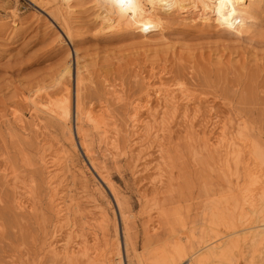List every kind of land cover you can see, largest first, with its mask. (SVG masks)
I'll list each match as a JSON object with an SVG mask.
<instances>
[{"label": "rangeland", "instance_id": "rangeland-1", "mask_svg": "<svg viewBox=\"0 0 264 264\" xmlns=\"http://www.w3.org/2000/svg\"><path fill=\"white\" fill-rule=\"evenodd\" d=\"M97 2L71 0L67 10L60 0H0V264H105L118 252L124 264H150L176 257L177 247L176 263L188 257L191 264H264V242L249 247L227 236L243 226L247 181H264V2L248 12L232 5L215 29L202 21L216 17L213 9L156 8L160 27L146 31L108 27ZM70 60L67 79L61 74ZM76 69L84 110L101 113L109 125L82 119L84 148L40 105L58 98L67 80L74 101ZM165 87L177 103H165ZM115 127L119 149L105 138ZM220 127L228 146L232 138L229 148L216 142ZM102 217L106 222L95 227ZM67 234H87L89 258L77 252L62 259ZM73 237L69 251L77 250ZM222 238L231 242L223 254L203 249L205 240ZM93 248L102 249V259L92 261Z\"/></svg>", "mask_w": 264, "mask_h": 264}, {"label": "bare ground", "instance_id": "bare-ground-1", "mask_svg": "<svg viewBox=\"0 0 264 264\" xmlns=\"http://www.w3.org/2000/svg\"><path fill=\"white\" fill-rule=\"evenodd\" d=\"M55 1V0H54ZM98 2V7H99V10L101 11V14H102V12H105V14H103V16L105 15V17H103L102 19H104V20H106V21H108V27H118V26H120V25H123V26H125L126 28H129V29H131V30H139V31H146V30H149V29H152V28H158V27H160V21H161V19H162V16H160L159 14H157V12L155 11L156 10V8H160L161 10H164V12H166L167 10H169V9H171V8H174V7H176V8H178V9H183V8H185V7H192V8H201V9H203V10H206V9H213L214 10V12H215V18L214 19H212L211 20V18H209V17H205V18H203L202 19V21H203V24L205 25V26H207V27H214V29L215 28H219V27H221L222 25H224L225 23H226V19H225V14L228 12V10H230L231 9V6L232 5H236L237 7H238V9L239 10H241V11H244V12H248V11H255L257 8H258V6H259V4L260 3H263L264 2V0H97ZM60 4L63 6V8H66L67 10H68V8H71V0H60ZM95 2H96V0H95ZM59 3V2H58ZM96 3V4H97ZM97 7V8H98ZM72 9V8H71ZM107 15V16H106ZM102 17V16H101ZM213 21L215 22V24L214 25H212L211 23H213ZM108 27H107V29H108ZM120 28V27H119ZM146 37V36H145ZM147 38V37H146ZM69 63H71V60L70 61H67V64L64 66V68L62 69V74H61V77H63L64 75H67V79H68V77H70V73H71V66H70V64ZM77 70V69H76ZM81 82H82V79H81V77L79 76V73H78V70H77V72H76V79H75V88H74V101H73V95H72V93H73V89H71V83H69V80H67V85H65L64 86V88H63V91H61L62 93L60 94V96L58 97V98H56V99H54L53 101H51L52 99H51V97L49 98L50 100H47L46 99V102L45 103H42V104H40L41 105V109H44L45 110V112L47 113V114H49V113H52L53 114V118L55 117V119L56 120H58V121H60L63 125H64V127L67 129V131H68V133L70 134V135H73V133H72V130H74L73 132H74V135H73V137L74 138H78V139H80L79 140V142L78 143H80V147H83L84 148V146H83V134H82V131H81V121H82V119H84V118H86V119H88V120H90V121H95L96 122V124H98V125H101L103 122L100 120V118L102 117V115H101V113L100 114H96V115H94L93 114V112H91L90 110H84V107H83V104H82V96H81V87H80V84H81ZM161 86H162V84H161ZM175 86V85H174ZM164 87V86H163ZM180 87V86H179ZM179 87H178V90H179ZM169 89L168 87H165V89ZM176 88V87H175ZM161 89V87L159 86V90ZM166 89V92L168 91ZM170 89H172V88H170ZM177 89V88H176ZM180 93H186V92H184V91H186L185 89H184V87H180ZM178 90H176V92L178 91ZM161 91H164V89L163 90H161ZM173 91V90H172ZM169 92V91H168ZM165 93V92H164ZM173 93H174V91H173ZM171 94V91L169 92V93H167L166 95H165V98H167V100H165V103L166 104H170V103H172V104H175V103H177L176 102V98H177V96H174L175 94ZM157 95V94H156ZM159 95V94H158ZM48 96V95H47ZM181 96H182V94H181ZM185 96V95H184ZM184 96H182V98L184 97ZM188 96V95H187ZM187 96H185V97H187ZM161 97H164V96H161ZM184 97V98H185ZM33 98V97H32ZM47 98V97H46ZM164 98V99H165ZM28 99V98H27ZM31 99V98H30ZM161 99V98H160ZM164 99H162L161 100V102L163 101L164 102ZM179 99V98H178ZM177 99V100H178ZM149 101V100H148ZM147 101V102H148ZM158 101V100H157ZM33 103H34V100L32 101ZM36 102V101H35ZM120 103V102H119ZM38 105L39 103H35L34 104V106L35 105ZM149 104V103H148ZM163 103H161V105H162ZM171 104V105H172ZM160 105V104H159ZM170 105V106H171ZM177 105V104H176ZM148 106V105H147ZM163 106V108L164 107H166V106H164V104L162 105ZM169 106V107H170ZM36 108H37V106H35ZM144 107H146V106H144ZM149 107V106H148ZM168 107V106H167ZM138 108H140V107H138ZM172 108V107H171ZM170 108V109H171ZM174 108H176V106L174 107ZM41 109H40V111H41ZM148 109V108H147ZM173 109V108H172ZM44 110H42L43 112H44ZM164 110V109H163ZM168 110V109H167ZM134 111H136V110H134ZM196 111V110H195ZM151 113H149V114H155V112H154V110H153V112L154 113H152V111H150ZM135 113V112H134ZM163 113V112H162ZM170 113V112H169ZM174 113H175V111H174ZM199 113V112H198ZM18 114V113H17ZM52 114H50V116L52 115ZM105 115V114H104ZM134 115V114H133ZM164 115V114H163ZM150 116V115H149ZM151 116H153V117H155L154 115H151ZM162 116V115H161ZM167 116V115H166ZM169 116V115H168ZM133 117V116H132ZM132 117H131V119H132ZM135 117V116H134ZM133 117V118H134ZM139 118V117H138ZM96 119H99V120H96ZM102 120H103V118H101ZM134 119H136V117L134 118ZM149 119H150V117H149ZM141 120V119H140ZM154 120V119H153ZM163 120V119H162ZM166 120H167V118H166ZM71 121L73 122V129L71 128ZM131 121V120H130ZM151 121H152V119H151ZM150 121V122H151ZM160 121H161V118H160ZM165 121V120H164ZM104 122H106V121H104ZM137 121H135V123H136ZM142 122H144V121H142ZM141 122V123H142ZM149 122V121H148ZM70 123V124H69ZM131 123H134V120H133V122H131ZM138 123H140V122H138ZM168 123V122H167ZM106 124H107V122H106ZM106 124H102L103 126H105V127H108ZM112 124V123H111ZM137 124V123H136ZM143 124V123H142ZM146 124H148V123H146ZM162 124V123H161ZM165 124V123H164ZM62 125V126H63ZM115 125V124H114ZM134 125V124H133ZM145 125V124H144ZM150 125V124H149ZM225 125V124H224ZM224 125H222L221 127L222 128H224ZM138 126V125H137ZM143 126V125H142ZM160 126V125H159ZM165 126V125H164ZM63 127V128H64ZM131 127H132V125H131ZM130 127V128H131ZM139 128H140V126H138ZM146 127H148V125L146 126ZM216 126H214V128H215ZM218 127V126H217ZM220 127V128H221ZM150 128V127H149ZM165 128V127H164ZM222 128H221V130L219 129V131H220V137L218 138V140L216 139V142L217 143H223L224 141H225V143H226V140H225V135H226V132H224V130H222ZM110 129V128H109ZM108 128H106L104 131H105V138H106V140H108L107 141V143L109 142L110 144H112V146L113 147H111V145H110V147L111 148H118L117 147V145L119 144H117V135H118V133H119V131L118 130H115V129H117L116 127L115 128H112V129H114V130H112L113 132L111 133V132H109L110 130H109ZM119 129V128H118ZM133 129V128H132ZM138 129V128H137ZM141 129H144V127L143 128H141ZM153 128H151V130H152ZM134 130V129H133ZM140 130V129H139ZM132 131V130H131ZM130 131V132H131ZM135 131V130H134ZM147 131H148V129H147ZM146 131V132H147ZM138 132V131H137ZM136 132V133H137ZM140 132V131H139ZM142 132V131H141ZM143 132H144V130H143ZM142 132V133H143ZM151 132V131H150ZM154 132V131H153ZM166 132V131H165ZM111 133V134H110ZM141 133V134H142ZM145 133V132H144ZM148 133V132H147ZM156 133V132H155ZM133 134V133H132ZM137 134H139V133H137ZM140 134V135H141ZM149 134V133H148ZM163 134V133H162ZM145 135H146V133H145ZM120 136V135H119ZM131 136V135H130ZM134 136H136V135H133V137ZM142 136V135H141ZM148 137H149V135H147ZM162 136V135H161ZM137 137H138V135H137ZM147 137V138H148ZM153 137H154V135H153ZM226 137H227V135H226ZM146 137H144L143 139H147ZM216 138V137H215ZM231 138V137H230ZM137 139H139V138H137ZM142 139V140H143ZM229 139V138H228ZM232 139V138H231ZM231 139H229L230 141H231ZM140 140V139H139ZM139 140H137L138 141V144H139ZM141 140V141H142ZM154 140V139H153ZM147 141V140H146ZM159 141V140H158ZM157 141V142H158ZM230 141H228L229 142V146H231L230 145V143H232V142H230ZM233 141V140H232ZM244 142V141H243ZM242 142V143H243ZM136 144H137V142H135ZM153 143V142H152ZM160 143H161V141H160ZM117 144V145H116ZM144 144V143H143ZM162 144V143H161ZM161 144H159V146H161ZM210 144V143H209ZM216 144V143H215ZM227 144V143H226ZM224 145V144H223ZM222 145V146H223ZM141 146V145H140ZM221 146V145H220ZM227 146H228V144H227ZM229 146H228V148H229ZM76 147V146H75ZM225 147H226V145H225ZM161 147H159V149H160ZM245 148V147H244ZM119 149V148H118ZM158 149V150H159ZM234 149V148H233ZM241 149V148H240ZM162 150H163V148H162ZM235 150V149H234ZM165 151V150H164ZM232 151V150H231ZM248 151V150H247ZM250 152V151H249ZM86 153V152H85ZM231 153V152H230ZM227 154V153H226ZM225 154V155H226ZM229 154V153H228ZM232 154V153H231ZM53 155V154H52ZM56 155V154H55ZM160 155H162V154H160ZM167 155V154H166ZM54 156V155H53ZM234 156V155H233ZM143 157V156H142ZM160 157V156H159ZM162 157V156H161ZM169 157V156H168ZM228 157V156H227ZM54 158H55V156H54ZM44 159V158H43ZM57 159H59L60 160V158L58 157V155H57V158H56V160ZM160 159V158H159ZM162 159V158H161ZM163 159H165V158H163ZM163 159H162V161H163ZM231 159V158H230ZM42 160V159H41ZM51 160H52V158H51ZM53 160H55V159H53ZM229 160V159H228ZM58 161V160H57ZM62 161V160H61ZM60 161V162H61ZM159 161V160H158ZM161 161V162H162ZM167 161V160H166ZM227 161V160H226ZM52 162V161H51ZM59 162V161H58ZM161 162H160V165L161 166H158L157 165V170L159 171V170H162L163 169V172H164V168H163V165L165 166V162H164V164L162 165L161 164ZM57 163V162H56ZM56 163H54L55 165H56ZM163 163V162H162ZM53 164V165H54ZM157 164H159L158 162H157ZM45 165V164H44ZM54 165V166H55ZM58 165V164H57ZM169 165V164H168ZM167 165V166H168ZM53 166V167H54ZM60 166V165H59ZM166 166V167H167ZM170 166V165H169ZM56 167V166H55ZM145 169V168H144ZM171 170V169H170ZM172 171V170H171ZM161 172V171H160ZM167 173V172H166ZM165 173V174H166ZM163 173L161 172V174H159L158 175V178H163L162 175ZM164 174V175H165ZM51 176V175H50ZM49 176V177H50ZM55 176V175H54ZM251 176H253V175H251ZM251 176L249 177V179L251 178ZM254 177V176H253ZM258 178H251L252 180V182L250 181V180H243V181H247L248 183H249V185H250V187H248L244 192H242L243 194H242V196H241V200H242V203H241V207L239 208L240 209V216H241V218L244 220L243 222H242V227L240 228V229H238V230H234V231H230L229 233H228V235L227 236H229L230 234H231V236H234L233 238H230V236L228 237L229 239H231L230 241H232L233 239H237V240H239L240 241V239H238V238H242L241 240H244L243 242H245V243H249L251 246H249V247H254V246H252L253 244L255 245V243L257 242V244H258V241H262V242H264V221H258V219H256V216H257V214L258 213H256L257 211H258V209L260 208L259 207V204L261 203V196H262V194H264V181L261 179V178H259V176H257ZM156 178V177H155ZM244 178V177H243ZM52 177H51V181H52ZM242 180V179H241ZM104 181H105V179H104ZM108 181V180H107ZM158 181V180H157ZM16 182V181H15ZM151 182V181H150ZM155 183V182H154ZM248 183H247V185H248ZM108 184V185H107ZM242 184V183H241ZM106 185H107V187H108V189L110 190V193H111V195H112V197H113V199H114V202H115V205H116V208H117V210H118V213H119V216H120V218H121V220L123 221L126 217H124V212H123V210L121 209L122 207H121V203L118 201V199H117V197H115V194L113 193V191H112V189H111V186H109V183H106ZM258 185V187H256ZM22 186V185H21ZM52 186V185H51ZM50 186V187H51ZM56 186V185H55ZM237 186V185H236ZM26 187V186H25ZM247 187V186H246ZM245 187V188H246ZM52 188H53V186H52ZM66 188V187H65ZM238 189H240V188H238ZM54 190H56L55 189V187L53 188V191ZM51 192V193H53L52 194V196H54V197H56V195H57V192L55 193L56 195H54V192ZM57 191V190H56ZM242 191V190H241ZM24 192V191H23ZM26 192H28V191H26ZM30 192V191H29ZM28 194V193H27ZM259 195V197H257ZM264 196V195H263ZM59 197V196H58ZM63 199V198H62ZM263 199H264V197H263ZM54 200V199H53ZM21 202V201H20ZM19 202V203H20ZM263 202V201H262ZM61 204V203H60ZM21 205V204H20ZM24 205V204H23ZM22 205V206H23ZM71 205V204H70ZM262 205V204H261ZM62 206H63V204H62ZM65 206V205H64ZM68 206V205H67ZM66 206V208L68 209V207ZM59 206L57 205V209L59 210L60 208H58ZM63 208V207H62ZM263 208H264V205H263ZM261 209V208H260ZM63 210H65L66 211V209H64L63 208ZM263 211V210H262ZM59 212H60V210H59ZM58 212V213H59ZM68 213V212H67ZM60 214H62L61 212H60ZM255 214H256V216H255ZM64 214H62V216H63ZM66 215V214H65ZM68 215V214H67ZM115 215V214H114ZM59 216V215H58ZM62 216H59V217H61V218H64V217H62ZM101 216V215H100ZM103 217H105V215H102ZM253 216H255V217H253ZM102 217V219H101V222L99 221V223H96V222H94L95 224V227H99V228H101V225H102V223H104V222H106V219L105 218H103ZM65 219V218H64ZM103 219H105V221L103 220ZM66 220V219H65ZM95 220V219H94ZM94 220H91L92 222L94 221ZM62 221V220H61ZM126 224V223H125ZM88 225V224H87ZM91 226V228H93V226H92V223L90 224ZM210 225V224H209ZM208 225V226H209ZM90 227H89V229H90ZM87 229H88V227H86ZM125 228V227H124ZM73 229V228H72ZM97 229V228H96ZM95 229V230H96ZM94 230V229H93ZM194 230V229H193ZM230 230V229H229ZM67 231V230H66ZM89 231V230H88ZM72 232V231H71ZM93 232V231H92ZM95 232V231H94ZM93 232V235L95 234ZM127 233V231H125V230H123V234H124V238H125V236L127 235L126 234ZM87 235V234H86ZM86 235L84 236L85 238H86ZM98 235V234H97ZM206 235H208V234H205L204 236H206ZM91 236H92V234H91ZM222 236V235H221ZM224 236V235H223ZM226 236V235H225ZM224 236V237H225ZM72 234L70 235H68L67 234V237H66V239L64 240V242H62L63 243V251H62V253H58V254H61V257H62V259H64V258H67L69 255H70V257L71 258H73V255L75 256V254H77V252H80V253H83V254H86V256H88V258H89V254H88V250H89V248H90V246L88 247L87 246V240L85 239V238H83V237H78V239H77V237L76 238H74V239H77V240H79V242L78 243H76V247H77V250L75 249L74 251H73V249H72V251H69V250H67V249H69V248H67V247H69V243H71L72 242ZM94 238H96L95 239V241L93 240V242H97L98 243V240H97V237L96 236H93ZM216 236H214V238H215ZM213 238V237H212ZM217 238V237H216ZM221 238V237H220ZM71 239V240H70ZM93 239V238H92ZM211 239V238H210ZM218 239H219V237H218ZM229 239H227L228 241H229ZM97 240V241H96ZM198 240H200V239H198ZM203 240V239H202ZM216 240V239H215ZM222 240H223V238H222ZM224 240H226V239H224ZM221 241V242H219L218 244L216 243H214V242H207L206 240H205V245L203 246V249H205L206 251H207V253L208 254H210V255H213V256H216L215 255V253H218V251L220 252L221 251V249L223 248L222 246L224 245L225 246V244H231V242L229 243L227 240V242H225V241ZM70 241V242H69ZM75 241V240H74ZM73 241V242H74ZM212 241V240H211ZM234 241H236V240H234ZM238 241V242H239ZM92 242V243H93ZM106 242V245H107V241H105ZM202 242V241H201ZM67 243L69 244V245H67ZM91 243V244H92ZM117 243V242H116ZM115 243V244H116ZM244 243V244H245ZM72 244V243H71ZM94 244V243H93ZM99 244V243H98ZM98 244H97V247H100V246H98ZM105 244V243H104ZM119 243H117L116 245H114L113 247L115 248V246H116V248L114 249V250H119V245H118ZM125 244V246H126V242L124 243ZM204 244V243H203ZM228 244H227V246H228ZM248 244V245H249ZM88 245H90V244H88ZM101 245V244H100ZM247 245V246H248ZM94 246V245H93ZM93 246H91V247H93ZM112 246V245H111ZM227 246L225 247V250L224 251H226V249H227ZM256 246V245H255ZM73 247V246H72ZM75 247V246H74ZM95 247H96V243H95ZM96 247V248H97ZM105 247V246H104ZM232 247V246H231ZM54 248V247H53ZM53 248H52V250H53ZM56 248V247H55ZM51 249V248H50ZM70 249H71V247H70ZM94 250H95V248H93ZM93 249H91V250H93ZM99 249V248H98ZM98 249L97 250H95V255H92V261H94L95 259H96V261H98L99 259H102V257H101V255H100V252L98 251ZM176 249V250H175ZM174 250H175V255H177L176 257L178 258V260H179V258L182 256V251H181V249L179 248V247H177V248H175ZM202 249V250H203ZM232 249V248H231ZM257 249V248H256ZM61 250H62V248H61ZM99 250H102L101 248L99 249ZM200 250H201V247L199 248V249H197V253H199L200 254ZM254 250V249H253ZM252 249H251V251H253ZM51 251V250H50ZM54 251H55V249H54ZM57 251V250H56ZM56 251L55 252H52L53 253V255L56 253ZM172 251V250H171ZM204 251V250H203ZM205 251V252H206ZM59 252V251H58ZM118 252V251H117ZM202 252V251H201ZM250 252V251H249ZM93 253V252H92ZM105 253V252H104ZM103 253V254H104ZM112 253V252H111ZM116 252H114V254H115ZM221 253L223 254L224 252L223 251H221ZM228 253V252H227ZM230 253V252H229ZM228 253V254H229ZM79 254V253H78ZM168 254V253H167ZM183 254H185V253H183ZM259 254V253H258ZM63 255V256H62ZM100 255V258L98 257ZM194 255H196L195 254V252H193L192 253V259H193V261H195V263L197 262V255L196 256H194ZM201 255V254H200ZM218 255V254H217ZM225 255V254H224ZM254 255V254H253ZM80 256H81V254H80ZM79 256V257H80ZM105 256V255H104ZM111 256H116L115 258H113V257H111V258H109V260H107V264H124V259L121 257V254L118 252L117 253V255L115 254V255H111ZM218 256H220V255H218ZM252 256V255H251ZM64 257V258H63ZM76 257H77V255H76ZM105 257H107V255L105 256ZM176 257H174L173 258V255H171L170 257H169V254L168 255H162V256H159V257H156V258H154V259H152L151 261H150V264H182V262H177L176 263V261H178L177 260V258ZM184 257V256H183ZM187 257V256H186ZM199 257V256H198ZM212 257V256H211ZM258 257V256H257ZM70 258V259H71ZM94 258V259H93ZM97 258H99L98 260H97ZM175 258H176V260H175ZM208 259H210L209 257H207ZM214 258V257H213ZM218 258V257H217ZM216 258V259H217ZM256 258V257H255ZM261 258V257H260ZM77 259H78V257H77ZM76 259V260H77ZM104 259V258H103ZM191 258H188L187 257V259H186V264H191L192 263V261L190 260ZM201 259H204V258H201ZM80 260V259H79ZM87 260V259H86ZM139 260V259H138ZM200 260V259H199ZM212 260V259H211ZM225 260V259H224ZM261 260V259H260ZM259 260V261H260ZM75 261V260H74ZM104 260H101V262L102 263H104L103 262ZM185 261V260H184ZM262 261V260H261ZM70 262H71V260H70ZM88 262H90V260L88 261ZM95 262V261H94ZM100 262V261H99ZM138 262H140L139 264H142L141 263V260L140 261H138ZM200 262V261H199ZM201 262H202V260H201ZM220 262V261H219ZM224 262V261H223ZM91 263V262H90ZM105 263V264H106ZM221 263V262H220ZM220 263H218V264H220ZM93 264V263H92ZM196 264H199V263H196ZM201 264V263H200Z\"/></svg>", "mask_w": 264, "mask_h": 264}]
</instances>
